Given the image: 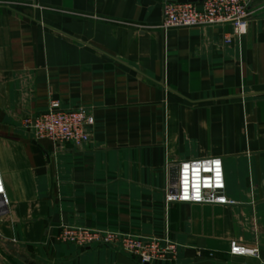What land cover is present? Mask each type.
I'll return each mask as SVG.
<instances>
[{"label": "crops", "instance_id": "1", "mask_svg": "<svg viewBox=\"0 0 264 264\" xmlns=\"http://www.w3.org/2000/svg\"><path fill=\"white\" fill-rule=\"evenodd\" d=\"M22 1L0 0V264H142L61 242L64 225L176 244L151 264H264V0L240 37L162 28L164 2L183 0ZM54 100L93 115L87 143L24 127ZM211 156L235 204H168L169 167Z\"/></svg>", "mask_w": 264, "mask_h": 264}, {"label": "built area", "instance_id": "2", "mask_svg": "<svg viewBox=\"0 0 264 264\" xmlns=\"http://www.w3.org/2000/svg\"><path fill=\"white\" fill-rule=\"evenodd\" d=\"M34 2L35 0H23L22 4L38 6ZM249 22V0H201L186 3L165 1L161 27L194 28L229 24L234 29V35L240 37L247 32ZM227 41H230L229 38ZM94 123V117L88 110L63 109L57 100L52 101L45 112L23 119L24 127L36 140L47 139L76 146L90 140ZM169 171L175 173L176 182L174 185L170 184L166 195L168 204H235L227 195L225 168L220 157L181 161L171 165ZM9 205L10 198L0 169V229L1 218ZM59 240L82 248L108 247L116 252H123L142 264L167 262L177 252L176 244L168 237L148 238L119 231L91 230L67 225L62 226ZM230 253L257 255L258 251L232 241Z\"/></svg>", "mask_w": 264, "mask_h": 264}, {"label": "water", "instance_id": "3", "mask_svg": "<svg viewBox=\"0 0 264 264\" xmlns=\"http://www.w3.org/2000/svg\"><path fill=\"white\" fill-rule=\"evenodd\" d=\"M197 1H201V0H193V1H190V2H197ZM182 2H187V0H183ZM176 182V175L174 172H171L170 173V184L171 185H174Z\"/></svg>", "mask_w": 264, "mask_h": 264}]
</instances>
